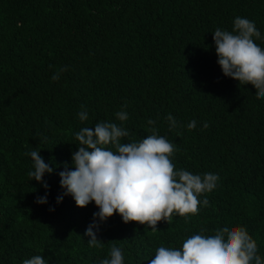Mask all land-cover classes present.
Returning a JSON list of instances; mask_svg holds the SVG:
<instances>
[{
    "label": "trees",
    "instance_id": "16d2710c",
    "mask_svg": "<svg viewBox=\"0 0 264 264\" xmlns=\"http://www.w3.org/2000/svg\"><path fill=\"white\" fill-rule=\"evenodd\" d=\"M236 17L255 23L261 39L253 40L264 48V0H0V264L36 255L46 264H98L113 246L124 264H150L161 246L181 249L192 235L237 226L264 258V98L223 74L212 33L233 31ZM121 111L126 121L116 118ZM101 121L129 131L122 143L155 127L174 145L175 170L218 175L198 196V213L174 212L154 232L118 212L94 220V201L80 208L64 195L59 172L65 162L73 169L75 133ZM33 150L55 169L44 176L47 190L28 176ZM46 192L48 203L37 204ZM94 222L99 247L85 235Z\"/></svg>",
    "mask_w": 264,
    "mask_h": 264
},
{
    "label": "clouds",
    "instance_id": "9594fccd",
    "mask_svg": "<svg viewBox=\"0 0 264 264\" xmlns=\"http://www.w3.org/2000/svg\"><path fill=\"white\" fill-rule=\"evenodd\" d=\"M212 33L217 63L223 74L239 81L240 85H253L256 97L264 98V48L253 40V37L261 39L255 23L236 17L233 31L217 28ZM66 70V66L58 69L51 79L59 80ZM78 115L81 122L88 120L86 111ZM115 115L122 122L128 119L124 111ZM165 119L170 131L177 126L171 114ZM155 123L148 120L149 125ZM196 126L197 122L192 120L188 129L193 130ZM203 127L208 128V123L205 122ZM150 131L152 134L141 141L122 143L130 133L116 123L101 121L94 125V130L93 127L81 128L75 133L79 143L76 144L78 151L72 153L73 169L70 170L65 162V170L59 172L60 185L66 190L64 195H70L80 208L94 201L99 208V212L93 214L94 220L107 222L118 212L124 223L134 221L148 225L154 232L158 222L166 220L170 223L174 212L181 217L197 214L198 196L216 187L218 175L205 173L201 176L183 169L175 170L170 159L174 145L160 136L155 127ZM26 155L31 156L34 169L28 176L47 190L49 186L44 176L54 173L55 169L45 163L40 151L33 150ZM62 200L63 196L57 197V203ZM35 202L47 204V192L38 196ZM203 204L208 206L207 198ZM93 229L98 231L99 224L89 225L85 235L91 238L88 240L90 247H99L101 240L97 239ZM257 253V243L245 227L237 226L231 230L224 227L212 236L192 235L183 242L181 249L161 246L150 264H264V258ZM109 255L110 259L100 260L98 264H124L120 248L113 246ZM23 264H46V261L44 256L36 255L25 259Z\"/></svg>",
    "mask_w": 264,
    "mask_h": 264
}]
</instances>
